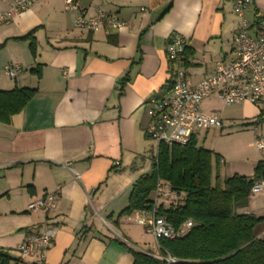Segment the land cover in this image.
Listing matches in <instances>:
<instances>
[{
	"label": "crops",
	"instance_id": "obj_1",
	"mask_svg": "<svg viewBox=\"0 0 264 264\" xmlns=\"http://www.w3.org/2000/svg\"><path fill=\"white\" fill-rule=\"evenodd\" d=\"M8 2L0 0V12ZM232 2L78 0L85 17L101 10L124 24L119 30L87 32L75 27L78 14L63 0H44L0 25V91H37L9 124L0 123V253L7 264H33L16 248L26 233H36L44 224L57 229L48 264H132V255L116 239L145 252L128 240L137 235L144 239L134 229L144 230L136 223L137 212L120 213L135 182L149 175L155 163L158 144L146 137V103L170 91L173 68L166 56L167 40L178 34L193 50L186 74L190 84H198L217 62L235 58L234 37L241 22L232 13ZM248 10L254 20L247 22L256 26L264 18V0H251ZM30 32L35 57L32 40L22 39ZM8 64L20 66L15 78L4 75ZM216 101L206 99L201 110L217 114L222 124L257 119L253 136L260 137L264 104L242 103L226 115L224 107L211 106ZM255 151L257 156L230 166L235 171L225 177H252L257 162H264V150ZM48 194L55 195L53 211H27L31 201ZM237 212L263 216L264 192ZM258 237L264 239V228Z\"/></svg>",
	"mask_w": 264,
	"mask_h": 264
},
{
	"label": "built area",
	"instance_id": "obj_2",
	"mask_svg": "<svg viewBox=\"0 0 264 264\" xmlns=\"http://www.w3.org/2000/svg\"><path fill=\"white\" fill-rule=\"evenodd\" d=\"M44 0H9L8 8L0 12V25H8L14 15L27 10ZM105 1V0H102ZM66 8L77 13L75 27L78 30L97 32L101 29L119 30L124 24L114 15H107L98 10L94 17H85L78 0H63ZM251 0H233L234 13L242 18L234 37L235 58L230 62H217L213 73L198 84H190L186 68L183 65V53L187 46L185 39L178 34H171L166 44V56L173 68L171 88L166 97L151 99L146 103L149 124L146 137L157 144L185 146L190 140L198 138L201 131H221L222 120L215 114H206L201 110V103L215 97L225 107L242 103L251 105L264 104V18L256 26H250L244 18L250 8ZM145 11V9H141ZM254 31V33H251ZM21 68L15 64L4 66L3 73L15 78ZM254 145L258 151L264 150V140L256 137ZM116 162L114 166H118ZM264 192V183L256 181L251 189V197ZM182 197L177 195L168 184L158 180L152 193L151 202L137 212L136 223L144 228L154 244L158 247L161 239L174 240L185 236L192 228L193 222L186 220L175 227L160 213L175 210ZM55 195L48 194L31 201L27 211H53ZM57 229L44 224L38 232H28L16 251L22 258L33 260V264H48L47 252ZM166 261L172 262L170 258Z\"/></svg>",
	"mask_w": 264,
	"mask_h": 264
},
{
	"label": "trees",
	"instance_id": "obj_3",
	"mask_svg": "<svg viewBox=\"0 0 264 264\" xmlns=\"http://www.w3.org/2000/svg\"><path fill=\"white\" fill-rule=\"evenodd\" d=\"M31 33L22 39L32 40L29 47L35 57ZM193 55L187 45L184 68L189 67ZM32 72L40 78L39 69ZM36 92L28 88L0 91V123L9 124ZM220 160L218 154L199 146L195 137L185 146L158 144L152 172L135 182L128 205L120 215L129 216L144 209L160 180L182 197L175 210L160 214L175 227L186 220L194 225L182 238L159 240L158 256L135 250L116 239L132 255V264H264V239L258 237L259 230L264 228V215L237 212L248 206L256 181L264 183V162H257L252 177L233 174L221 178ZM167 258L172 262L168 263ZM0 264H7L1 253Z\"/></svg>",
	"mask_w": 264,
	"mask_h": 264
},
{
	"label": "rangeland",
	"instance_id": "obj_4",
	"mask_svg": "<svg viewBox=\"0 0 264 264\" xmlns=\"http://www.w3.org/2000/svg\"><path fill=\"white\" fill-rule=\"evenodd\" d=\"M232 13L237 16L233 9ZM246 16V18H245ZM244 18L247 19V21H253L254 17L252 15L251 11H247L244 15ZM242 18H240L241 22ZM205 101V100H204ZM203 101V102H204ZM203 102L201 104H203ZM212 107L217 108H223L224 113L228 115L231 112H236L234 106L225 107L222 103L216 101L211 104ZM254 106H263V104L260 105H254ZM259 121L263 122L264 117L259 119ZM257 123V119L255 121H248L242 118H239L237 120H227V124L223 125L222 131H201L199 132L200 139L198 140V144L203 147L204 149L210 150L211 152H214L215 154H219V156L224 160V165L220 166V177L223 178L225 175L233 173L235 170L230 168L232 165L238 164H246L248 163L252 157L253 154L257 156V153L255 151V145H254V126ZM257 125V124H256ZM258 134L262 139L264 140V122L258 126ZM232 169V170H231ZM256 197V196H255ZM115 226V225H114ZM116 231L125 237L126 232L122 228H115ZM134 229L141 235L144 234V239L140 240V236H136L139 238H131L128 240L135 245H137L141 250L151 253L153 255L158 256L159 255V249L154 244L153 241H151L149 235L146 234L145 230L134 227ZM114 231V230H113ZM114 231L115 237L118 236V233Z\"/></svg>",
	"mask_w": 264,
	"mask_h": 264
}]
</instances>
